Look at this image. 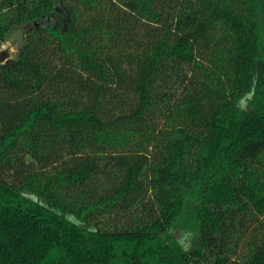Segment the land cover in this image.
Segmentation results:
<instances>
[{
    "label": "trees",
    "instance_id": "obj_1",
    "mask_svg": "<svg viewBox=\"0 0 264 264\" xmlns=\"http://www.w3.org/2000/svg\"><path fill=\"white\" fill-rule=\"evenodd\" d=\"M0 264H264V0H0Z\"/></svg>",
    "mask_w": 264,
    "mask_h": 264
},
{
    "label": "water",
    "instance_id": "obj_2",
    "mask_svg": "<svg viewBox=\"0 0 264 264\" xmlns=\"http://www.w3.org/2000/svg\"><path fill=\"white\" fill-rule=\"evenodd\" d=\"M25 29L17 28L10 31L5 42L0 45V66L16 60L25 46Z\"/></svg>",
    "mask_w": 264,
    "mask_h": 264
}]
</instances>
